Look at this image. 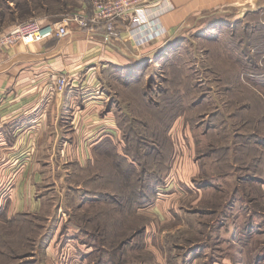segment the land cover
Segmentation results:
<instances>
[{"label": "rangeland", "instance_id": "1", "mask_svg": "<svg viewBox=\"0 0 264 264\" xmlns=\"http://www.w3.org/2000/svg\"><path fill=\"white\" fill-rule=\"evenodd\" d=\"M250 9L206 12L139 64L103 71L107 112L132 129L124 140L117 123L112 143L157 164L153 199L141 200L137 223L95 230L93 201L84 184L68 183L62 163L57 189L28 185L51 193L46 209L28 223L4 222L6 232L23 229L16 241L24 246L0 264H264V9ZM136 97L148 105L145 118ZM143 153L150 158L139 160ZM36 171L43 179L52 168Z\"/></svg>", "mask_w": 264, "mask_h": 264}, {"label": "crops", "instance_id": "2", "mask_svg": "<svg viewBox=\"0 0 264 264\" xmlns=\"http://www.w3.org/2000/svg\"><path fill=\"white\" fill-rule=\"evenodd\" d=\"M93 2L0 0V35L31 18L50 23L79 8L91 12ZM146 4L149 18L162 32L141 46L133 41L131 22H119L117 35H112L101 24L82 28L69 21L65 36L17 41L0 49V206L7 215L43 212L48 191L28 185L49 182L57 189L63 184L62 163L73 185L70 167L93 163L99 158L98 148L109 138L114 141L119 128L106 109L104 70L139 64L206 12H253V5L264 9V0H146ZM261 14L264 22V10ZM60 75L67 77L62 91L55 86ZM47 166L52 173L42 179L36 168Z\"/></svg>", "mask_w": 264, "mask_h": 264}, {"label": "trees", "instance_id": "3", "mask_svg": "<svg viewBox=\"0 0 264 264\" xmlns=\"http://www.w3.org/2000/svg\"><path fill=\"white\" fill-rule=\"evenodd\" d=\"M247 14L249 15V12L245 13V17ZM258 20H260V18ZM247 21L248 20H246V22ZM262 57L264 58V55ZM127 85L132 86L131 83ZM136 98L137 113L144 118L147 117L145 114V109L148 106L147 103H145L144 100L141 102L138 97ZM116 121L121 126L123 138L125 140V134L126 137H129L130 133L128 132L132 129H123L124 122L120 116L116 117ZM169 123L170 120L168 118V124ZM141 130L146 134L151 131L150 129ZM131 135L133 134L131 133ZM129 141L130 139H126V144H129H127L126 150L131 147ZM112 142L113 141L109 138L98 148L97 152L99 158L93 163H88L86 166L75 165V167H79V173H77L78 170L74 171L72 178L75 183L79 185L81 183L84 184L83 188L85 190V195H87L86 197L93 201L90 202V205L94 208L93 212L90 214L92 221H89L88 224L94 225L96 227L95 230L98 232L110 231L118 233L119 230H130L128 226H132L130 225L131 221L135 224L137 223L135 213L136 210L140 208L141 200L144 204H147L149 200L153 199L154 191L152 184L155 186L156 183L153 182L154 178L151 177L156 175V173H152V171L156 168L157 164L153 159H151L153 166L144 165L143 163L140 164L136 159H138L141 153L137 155V158H131L130 154L132 148L127 153L124 148L120 152L116 144ZM135 151H137V146L135 147ZM145 154L146 153H143L139 160L150 158ZM148 172L149 175L147 174ZM143 177L149 178L150 181H147L146 178L143 180ZM3 212L5 221H0V240H2V243H0V250L2 251L0 254L2 255L0 256H4L8 250H18L24 246L20 241H16L19 238V233L23 229L11 227L10 233L6 232L8 227L4 222H8L11 219L15 221L14 218H18L19 220L25 219L28 223L32 214L29 212H18L9 216L5 211ZM6 216L7 218H5ZM85 217L88 218L87 215H85ZM1 222H3V224H1ZM29 229L30 228L27 227V230ZM8 234H10V237Z\"/></svg>", "mask_w": 264, "mask_h": 264}, {"label": "built area", "instance_id": "4", "mask_svg": "<svg viewBox=\"0 0 264 264\" xmlns=\"http://www.w3.org/2000/svg\"><path fill=\"white\" fill-rule=\"evenodd\" d=\"M146 0H94L91 12H72L60 21L41 23L36 19L21 22L0 35V49L17 41L31 43L53 37H62L69 33V21L79 27L89 28L102 25L109 34L117 35L119 22H131V35L136 45L161 34V29L153 23L147 12ZM67 77L60 75L56 79V89L62 91Z\"/></svg>", "mask_w": 264, "mask_h": 264}]
</instances>
